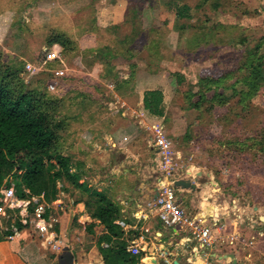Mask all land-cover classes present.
<instances>
[{
  "label": "rangeland",
  "instance_id": "1",
  "mask_svg": "<svg viewBox=\"0 0 264 264\" xmlns=\"http://www.w3.org/2000/svg\"><path fill=\"white\" fill-rule=\"evenodd\" d=\"M37 1L0 0V13L8 14L0 16V79L6 75L5 64L14 59L25 62L12 91L16 97L31 91L41 109L42 95L51 93L49 85L58 87L65 80L53 74L55 69L66 70L63 65L75 68L79 62L82 72L84 61L116 65L122 68L116 73L118 80L132 75V64L147 70V91L163 92L168 114L152 126H162L169 135L179 164L183 161L202 173L197 202L217 208L216 214L226 218L220 219L215 232V247L228 254L219 264H264V82L244 103L234 93L243 90L241 82L252 75L245 63L250 67L261 62L264 71V0H45L39 12L50 15L42 16L33 13ZM101 5L109 8L108 16H117V24L100 25ZM184 6L190 7L189 19L177 16ZM51 44L54 48L48 47ZM52 49L57 57L51 63L60 66L28 73V63L39 71ZM207 75L227 78L218 87L207 86L200 81ZM106 80V85L114 82ZM190 94L191 102L199 95L209 100L215 94L224 102L203 101L197 110L189 103ZM104 108L106 115L111 113ZM71 109L65 106L62 113ZM150 143L156 150L152 137ZM155 166L153 177L159 186ZM6 175L13 180L10 171ZM140 246L145 254L136 257L139 264L146 257L150 260L146 264H159L146 252L149 244ZM172 255L163 256L167 264H173Z\"/></svg>",
  "mask_w": 264,
  "mask_h": 264
},
{
  "label": "crops",
  "instance_id": "2",
  "mask_svg": "<svg viewBox=\"0 0 264 264\" xmlns=\"http://www.w3.org/2000/svg\"><path fill=\"white\" fill-rule=\"evenodd\" d=\"M45 3V0L37 1L33 13L47 15V10L45 14L39 12ZM3 13H0V16L8 15ZM108 13L109 8L102 6L97 13L100 15L97 16L100 25L107 27L117 24V16H108ZM78 65L79 62L74 64L75 68L67 66L69 69L67 75L70 78L64 82L63 89L68 91L64 94L74 104L70 107L72 109L69 113L73 123L71 130L75 133V130L81 131V134L79 133L72 141L71 148L75 160L84 165L81 182H86L90 188L104 193L121 209L120 220L124 222V226L120 228L123 232L122 239L128 244V253L129 248L139 247L141 256L144 255L145 252L140 246L144 242L150 245L146 252L150 251L152 253L150 256H155L159 264H167L163 256L170 257L171 254L173 264H188L189 260L191 264H197L200 259L191 252L195 244L191 243V237L187 232L166 228L149 208V204L157 196L158 181L153 177L156 170L152 165L156 163L157 150L151 146L149 128L155 120L160 119L150 115L143 105V93L149 90L150 74L147 70H140L132 64L130 66L133 68L132 79L129 83H119L121 85L119 92L115 91L114 96L110 98L111 95L105 96V92L109 90L103 80L107 78L114 81L115 85L120 78H116V73L122 68L113 64L114 76L106 77L105 68L108 67L106 65L94 63L87 66L81 63L84 72L79 70ZM75 95L82 96L78 99L74 98ZM110 102H114L116 106L123 102L127 106L119 107L120 117L119 113L111 112L106 115L105 111L100 109L101 105L109 107V104H112ZM166 116L168 114L165 113L164 117ZM179 166L193 169L192 166H184L183 161ZM196 170L198 176L192 184L195 189H185L182 194L191 210L190 213L202 214L204 210L207 214L215 213V219L226 220L224 216L216 214L217 208L212 211L211 208H205L203 203L197 202L196 198L202 193L200 185L198 186V179L202 177V173ZM71 190L70 194H61L52 209L60 219L56 230L65 241L63 251L52 253L43 249L36 230L26 228L16 237L11 239L7 237L0 241V264H105L104 253H110L107 250H111L112 244L99 241L106 233V228L92 218L85 202L79 200L85 196L73 188ZM142 212L145 217L140 219L139 214ZM152 245L155 247L152 248ZM160 246L168 253H161ZM213 251L220 258L223 257L222 259L228 258V254H220L216 247ZM147 258L143 259V264H146Z\"/></svg>",
  "mask_w": 264,
  "mask_h": 264
},
{
  "label": "trees",
  "instance_id": "3",
  "mask_svg": "<svg viewBox=\"0 0 264 264\" xmlns=\"http://www.w3.org/2000/svg\"><path fill=\"white\" fill-rule=\"evenodd\" d=\"M189 10V6H184L178 10L177 16L180 19H189ZM53 46L51 44L48 47L54 48ZM256 55L253 56L255 60ZM261 59L257 60L261 61ZM84 62L87 66L93 64L88 65L89 62ZM5 65L6 75L0 79V187L13 185L20 199L28 200L35 197L47 204L56 202L61 193L71 192L72 188L79 191L85 196L79 200L85 202L92 218L106 228V233L101 236L99 242L105 241L112 244L111 250H107L111 256H105V264H139L138 259L127 252L128 244L122 239L123 232L116 223L122 219L119 206L112 203L104 193L90 188L86 182H81L84 176V165L75 160L71 153L72 141L79 133L81 134V131L72 132L71 116L62 113V108L74 105L65 94L61 95L64 90L63 83L70 77L66 75L65 80L63 79L62 84L56 87L55 92H46L42 95L43 108L39 109V100L31 91L17 97L12 91L14 82L21 79L20 74L23 72L25 62L14 59ZM59 66L60 63H50L46 69ZM246 66L245 63L243 67L251 69L252 75L250 79L241 82L243 90L239 92L234 90V93L241 97V103L255 96L264 82L261 62L254 63L250 67ZM105 71H107L106 77L114 76L113 67L108 66ZM46 73L50 77V71ZM226 78L207 75L201 77L200 81L207 86L218 87ZM131 79L130 76L127 79L118 80V84L115 83L116 92L120 90L119 83H129ZM51 82L54 83V81ZM81 96L75 95L74 98L79 99ZM191 99L190 94L189 103L197 110L203 101L224 102L219 94H215L209 100L204 95H199L196 102H191ZM163 102L164 94L160 90L147 91L144 94V109L154 117H164ZM100 107L105 109L102 105ZM120 116L121 113L118 114V117ZM261 144L263 150L264 140H261ZM53 160L55 163L52 162ZM6 171H10L12 181L7 179ZM17 226L20 232L26 229L20 223ZM12 234L10 231L0 230V241Z\"/></svg>",
  "mask_w": 264,
  "mask_h": 264
},
{
  "label": "built area",
  "instance_id": "4",
  "mask_svg": "<svg viewBox=\"0 0 264 264\" xmlns=\"http://www.w3.org/2000/svg\"><path fill=\"white\" fill-rule=\"evenodd\" d=\"M56 57L54 51L48 52L44 56L39 71L34 70L35 66L33 64L28 63V73L36 74L40 70H45L51 62L55 61ZM63 66L62 68L66 70L55 69L53 71L55 79L60 80L66 77L69 70L66 65ZM56 87L50 84L49 90L55 92ZM106 88L109 90L108 97L111 95L110 98H112L116 86L111 83ZM110 103L112 104H109L108 111L118 114L117 106L113 104L114 102ZM124 105L122 107H125ZM149 129L157 150L155 164L160 178V184L157 186V196L149 204V208L155 212L156 217L166 228L181 229L187 232L191 237V243L195 244V248H191L193 249L191 252L203 264H219L223 257L220 258L214 254L213 250L216 246L215 231L220 228L221 220L215 219L214 213L207 214L206 211L204 213V210L202 214L192 215L190 213L191 210L184 197H182L185 188L177 187L176 183L180 180H191V183L194 184L197 176H192L193 172L191 170H184L179 166L180 159L173 151V142L162 126H151ZM55 205L56 202L47 204L35 197L28 200L20 199L13 185L0 187V230L12 232L13 234L8 237L11 239L20 233L18 223L26 228L34 227L33 229L38 233L43 249L52 253L61 252L65 248V241L56 230L60 219L57 214L52 212ZM144 217V212L139 214L140 219ZM116 223L119 226H124V222L121 220ZM128 251L133 257L141 256L139 247H131Z\"/></svg>",
  "mask_w": 264,
  "mask_h": 264
},
{
  "label": "water",
  "instance_id": "5",
  "mask_svg": "<svg viewBox=\"0 0 264 264\" xmlns=\"http://www.w3.org/2000/svg\"><path fill=\"white\" fill-rule=\"evenodd\" d=\"M177 187H182L185 189H195L190 181L180 180L176 183ZM163 264V263H162Z\"/></svg>",
  "mask_w": 264,
  "mask_h": 264
},
{
  "label": "bare ground",
  "instance_id": "6",
  "mask_svg": "<svg viewBox=\"0 0 264 264\" xmlns=\"http://www.w3.org/2000/svg\"><path fill=\"white\" fill-rule=\"evenodd\" d=\"M195 170H196V169H195ZM191 171L193 172L192 176H194V175L197 174V172H196V171H193V169H191ZM208 200H210V198L207 199V201H208ZM205 208H207V206H206ZM209 208H211L212 211H213V209H214L212 206H209ZM159 249L161 250V253H163V254L168 253V251H167L166 249H164L163 246H160ZM149 261H150L149 259H146V260H145L146 263H149ZM155 262H157V259H155ZM197 264H202V263H201V261L199 260V261L197 262Z\"/></svg>",
  "mask_w": 264,
  "mask_h": 264
}]
</instances>
